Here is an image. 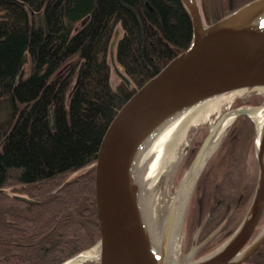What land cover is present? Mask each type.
<instances>
[{
  "label": "trees",
  "instance_id": "obj_1",
  "mask_svg": "<svg viewBox=\"0 0 264 264\" xmlns=\"http://www.w3.org/2000/svg\"><path fill=\"white\" fill-rule=\"evenodd\" d=\"M249 1L199 6L202 15L212 9L215 22ZM118 23L115 60L131 88L113 89L109 81L108 46ZM191 36L180 0L0 2V264H60L98 242L93 177L100 139L128 98ZM254 135V124L237 117L213 155L224 149L227 166H217L208 180L212 218L200 233L199 241L211 235L200 247L204 254L232 234L248 209L256 161L255 180L241 181L233 165L245 162L242 146L246 139L251 146ZM246 263L264 264V243Z\"/></svg>",
  "mask_w": 264,
  "mask_h": 264
},
{
  "label": "water",
  "instance_id": "obj_2",
  "mask_svg": "<svg viewBox=\"0 0 264 264\" xmlns=\"http://www.w3.org/2000/svg\"><path fill=\"white\" fill-rule=\"evenodd\" d=\"M180 2L191 21L189 46L128 98L108 124L98 145L93 177L99 230L98 264L172 263L176 203L171 200L169 204L155 248L140 210L141 187L134 174L136 161L150 139L169 121L209 99L264 88V0H251L211 24L204 23L198 0ZM26 61L24 54L15 81ZM246 109L226 111L216 120L183 179L194 176L192 188L195 186L219 144L215 140L226 119L239 112L237 117H246L254 124L256 136L254 155L258 178L249 208L220 247L184 264H249L247 259L264 243V227L252 239L264 213V121L258 132ZM48 115L52 130L51 108ZM18 198L33 203L24 197Z\"/></svg>",
  "mask_w": 264,
  "mask_h": 264
},
{
  "label": "rangeland",
  "instance_id": "obj_3",
  "mask_svg": "<svg viewBox=\"0 0 264 264\" xmlns=\"http://www.w3.org/2000/svg\"><path fill=\"white\" fill-rule=\"evenodd\" d=\"M198 3L204 6L203 0H198ZM212 13H213L212 9L208 10L205 8L204 14L202 15L205 23L207 24L213 23L212 22L213 20L211 19ZM122 34H123V30L120 24L118 23L114 28V31H113V34H112V37L110 39V43L108 46L107 62L110 67V80L109 81L113 89H115L121 83H124L129 88L133 86L131 81L125 75L122 67L115 60L116 43L119 40V38L122 36ZM229 94L230 93L225 94V95L228 97ZM262 106H264V93L258 91L257 89H245L243 91L242 90L236 91V95L233 96L229 102H226V103L223 102L219 110H216L211 113L209 120H207L204 123H201L198 127L189 128L187 132L186 144L181 146L180 151L177 154V157L174 159V162L172 166L170 167V171L164 176L159 186V189L157 191L159 201H160L159 211L162 214L165 215L167 213L169 204L174 194L177 192L183 180V177L185 176V173L187 172L194 157L196 156L197 151L200 147V144L202 143L204 137L207 135V132L209 131L211 126L216 122V120L224 112L235 109V108H239V107L253 108V107H262ZM223 135L220 141L218 142L219 143L218 146L216 147V149L214 150V152L212 153V155L206 162L205 166L203 167L195 186L191 189L186 205L182 211L178 224L176 225L177 235H178L176 241H177L178 246H177L176 252H173L171 255L172 257L171 261L173 262V264H184L188 261L197 260L201 257H204L205 255L213 252L218 247H220L232 235L231 234L219 246L214 245L216 248L213 249L211 252L204 254L203 251L200 250V247L211 236L210 235L208 238L204 239L203 241H199L200 233L207 219H210V217L212 218V214H211L212 212L210 211L211 197L207 189L208 180H209L210 175L213 176L215 172L217 173V170H216L217 166H219V168L221 167L225 168L227 166V165L225 166L224 161L223 163H221L222 162L221 155L224 154V149L221 151V153L213 157L215 152L220 147V143L223 138ZM255 137L256 136L254 135V141L253 140L251 141V146L248 144L247 139L243 143L242 150L244 152L243 154L245 157V162H243L240 165L241 168L238 166V164L233 165V170L236 169L237 173L241 172V176H242L241 181L244 177L245 179H248V180L249 179L251 180L252 178L255 180V174L253 173L254 167H255L254 162L256 161L255 155L254 154L251 155L249 153L251 147H252L251 150L254 153ZM186 147H188V150H186ZM212 157L213 159L210 160ZM257 178H258V171L256 174L255 187L257 184ZM243 218L241 219V221L243 220ZM241 221L239 222V224L241 223ZM239 224L236 226V228L239 226ZM162 225H163V222H160L157 226L159 229V233L161 232ZM263 227H264V216H263L262 221L259 223L254 235L252 236V239L263 229ZM236 228L234 229V231L236 230ZM97 243L82 252L84 253L86 251L92 250L93 248L97 247ZM82 252L80 253L82 254ZM80 253L65 260L64 262L60 264H65L66 262L75 259L77 256L80 255ZM81 264H98V260L89 259V260L82 262Z\"/></svg>",
  "mask_w": 264,
  "mask_h": 264
},
{
  "label": "bare ground",
  "instance_id": "obj_4",
  "mask_svg": "<svg viewBox=\"0 0 264 264\" xmlns=\"http://www.w3.org/2000/svg\"><path fill=\"white\" fill-rule=\"evenodd\" d=\"M257 90L264 93V88ZM235 95L236 92H232L228 97L221 95L209 99L169 121L150 139L136 161L134 174L139 178L141 187L140 210L150 241L155 248L158 245L160 235L157 226L160 222L164 223L166 218V214L164 215L159 211L160 201L157 191L161 184L160 180H163L164 176L170 171V167L177 157L181 146L186 144L189 128L198 127L201 123L209 120L212 112L219 110L223 102H229ZM238 113L235 112L226 119L215 142L220 141L224 131L237 118ZM246 114L255 122L257 131L259 132L264 121V107L247 108ZM194 179V176L189 180L183 179L172 198L176 203L177 224L188 200ZM176 228L177 226L174 227L172 233L171 255L173 252H176L178 246ZM97 257L98 247H95L65 264H81L89 259H97Z\"/></svg>",
  "mask_w": 264,
  "mask_h": 264
}]
</instances>
